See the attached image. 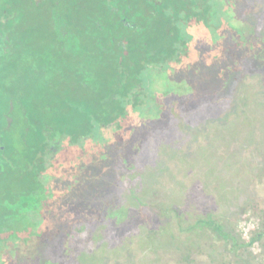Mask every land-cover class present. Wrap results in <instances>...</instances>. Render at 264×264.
Segmentation results:
<instances>
[{"label": "flooded vegetation", "instance_id": "flooded-vegetation-1", "mask_svg": "<svg viewBox=\"0 0 264 264\" xmlns=\"http://www.w3.org/2000/svg\"><path fill=\"white\" fill-rule=\"evenodd\" d=\"M262 1H246L236 15L241 24L264 8ZM231 5L232 0H0V251L33 236L18 229L35 217L46 219L57 207L66 213L69 160L74 168L75 160L107 145L120 159L114 185L124 194L122 208L143 215V205L159 204L154 177L143 185L149 174L142 160L146 136L132 132L146 121L143 110L156 98L150 90L155 73L178 71L176 86L161 93L169 92L162 98L175 140L200 141L212 128L226 138L227 126H243L250 113L264 112V33H257L259 52L250 41L226 65L236 91L230 99L213 100L214 122L179 71L196 56L206 58L227 31L241 34L228 17ZM196 111H204L203 117L197 119ZM116 137L132 138L129 152ZM94 212L69 214L61 257L41 264H84V247L110 253L118 242L127 249L126 240L133 238L143 251V216L122 235Z\"/></svg>", "mask_w": 264, "mask_h": 264}, {"label": "rangeland", "instance_id": "rangeland-1", "mask_svg": "<svg viewBox=\"0 0 264 264\" xmlns=\"http://www.w3.org/2000/svg\"><path fill=\"white\" fill-rule=\"evenodd\" d=\"M246 1L232 0L235 6L231 5L227 10L228 17H232L231 24L241 28V34L227 31L223 40L216 42L213 50L206 54V58L196 56L189 64L179 68L189 80L187 85L191 87L192 94L197 95L196 102L206 103L205 108L208 113L211 112L212 122L216 121L213 100L219 96L230 99L236 91L233 79L226 74V65L234 55L248 49L250 41L257 52L261 47L257 33H264V8H256L241 24L242 20L236 15H241L240 8L250 0ZM212 37L214 39L215 35ZM257 71L259 76L261 69L257 68ZM176 72L172 75L160 71L153 75L150 90L156 98L152 100L153 105L143 110L146 121L132 126L134 134L146 136L142 160L143 168L149 174L144 178L143 185L148 184V178L151 181L154 177L161 187L159 204L143 205V215L122 208L124 194L114 185V182L120 181L116 168L120 159L117 161L114 158L112 149L107 145L96 154L75 160V169L69 160L68 191L63 200H67L69 205L67 212L62 213V209L57 207L48 210L46 219L35 217L31 226L26 229L20 226V232L33 231V236L26 241L19 240V244L9 252L0 251V264H41L46 259H59L61 236L66 226L69 228L73 218L69 215L71 213L80 216L87 212L92 216L94 211H98L104 221L122 235L130 229V223L141 221L143 216V251L137 247L139 244L134 238L126 240L127 249L121 248L122 244L118 242L110 253L96 250L89 253L84 247L80 259V263L83 261L84 264H226L228 250L224 241L213 243L212 239L216 237L204 226L201 230L199 220H219L226 229L230 228L237 236L246 238L261 228L264 220L257 207L264 206V112L260 109L258 113H250L248 118L252 122L246 121L243 126H227L226 138L222 137L220 129L213 133L212 128L200 141L187 138L175 140L173 124L162 98L169 92L165 95L161 93L176 86ZM262 85L259 80V89H263ZM222 102L226 103L225 100ZM204 111H196L194 116L199 119ZM228 113L234 116L236 111L232 109ZM217 121L220 119L217 118ZM156 137L163 141L157 144ZM131 139L115 138L116 142L124 144L127 152L130 151ZM127 154L130 157V153ZM169 168L171 171L168 173ZM127 183L122 186L123 192L128 187ZM121 208L126 211L118 219L117 213ZM250 250L255 255L254 264L264 263L259 242H255ZM231 251L235 254L234 250ZM100 257L105 261L99 260Z\"/></svg>", "mask_w": 264, "mask_h": 264}, {"label": "trees", "instance_id": "trees-1", "mask_svg": "<svg viewBox=\"0 0 264 264\" xmlns=\"http://www.w3.org/2000/svg\"><path fill=\"white\" fill-rule=\"evenodd\" d=\"M257 209L263 217L264 220V206H258ZM198 227H206L210 233H213V236L216 238L212 239L213 243H218L224 241L225 248L228 250V260L226 264H254L253 259L255 255L250 250V247L255 243L259 242L262 245V256H264V223H262L261 228L252 233L250 238L244 236H237L232 229H226V226L222 224L219 220L216 219H205L201 220ZM202 230V228H201ZM219 236V237H217ZM234 250L235 254H232ZM239 250L240 252H236ZM257 256V255H256ZM264 264V263H259Z\"/></svg>", "mask_w": 264, "mask_h": 264}]
</instances>
